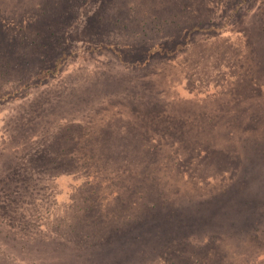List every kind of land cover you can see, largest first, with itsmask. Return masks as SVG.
Returning <instances> with one entry per match:
<instances>
[{"label": "rangeland", "instance_id": "374dc122", "mask_svg": "<svg viewBox=\"0 0 264 264\" xmlns=\"http://www.w3.org/2000/svg\"><path fill=\"white\" fill-rule=\"evenodd\" d=\"M153 211L264 264V0H0V264H175L81 241Z\"/></svg>", "mask_w": 264, "mask_h": 264}, {"label": "trees", "instance_id": "16d2710c", "mask_svg": "<svg viewBox=\"0 0 264 264\" xmlns=\"http://www.w3.org/2000/svg\"><path fill=\"white\" fill-rule=\"evenodd\" d=\"M58 65L59 62L57 61L54 68L56 69V66ZM48 73H51L49 69H44L40 72L41 76H46L48 75ZM229 191L230 189L226 190L223 194L225 195ZM226 196L227 197L224 198V203L226 199L229 200L231 198H234L232 196H229L228 194H226ZM159 212L160 211H153V213L150 215L151 219L148 222H145L146 218L143 217V219L137 220L135 223H132L133 225L127 227V230L123 227L115 225L110 231H106V234L97 233L95 236H85L83 239H81V241L85 242L86 244L93 242V245H91L90 250L92 247H95L97 245H100L98 246L99 248H105L106 245L111 248L119 249L120 252H123L125 243V248L131 249L134 247H139V245H142L144 242V244L147 245H143L144 251H146L145 255L147 257H149V254L154 255L153 252H159L160 254H162V252L164 251L163 254L165 253V258L168 261L170 260V263L175 262V264H204L206 263L207 259L212 261H216L218 259V257L213 258L216 255L214 251L211 254L208 251V246L214 242V235H209L205 243L203 242L201 244L195 245L191 244L190 242L186 241L185 238H183V236L185 237L186 232H188L190 229H193L192 227L194 225L192 224L198 222L200 223L201 220L205 222V220L203 219L204 217L200 218L199 216L196 220H191V218L183 217L182 215H180V213L176 211H173L172 214H164L163 216H161ZM165 216H168L167 219L165 218ZM192 217L193 219L196 218L193 215ZM199 218L200 220L198 221ZM205 218L209 217L206 216ZM221 225H224V222L221 223ZM167 226L168 229L173 228V230L167 234L159 236L160 240L158 243L149 244L147 241L143 240L145 236L149 235L150 232H152L151 229H160ZM124 229L126 230V232L124 231ZM178 235L182 238L171 243L173 247L170 246L168 251H165L164 247H166V242H170L169 239H171L173 236L175 237V239L178 238ZM142 236L144 237L142 238ZM114 257L119 258L120 254Z\"/></svg>", "mask_w": 264, "mask_h": 264}]
</instances>
